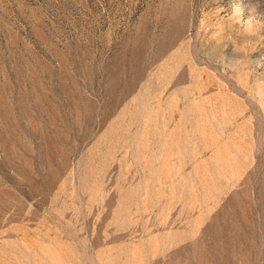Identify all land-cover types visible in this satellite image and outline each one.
Wrapping results in <instances>:
<instances>
[{
    "label": "rangeland",
    "instance_id": "obj_1",
    "mask_svg": "<svg viewBox=\"0 0 264 264\" xmlns=\"http://www.w3.org/2000/svg\"><path fill=\"white\" fill-rule=\"evenodd\" d=\"M234 2L0 0V264H264V24Z\"/></svg>",
    "mask_w": 264,
    "mask_h": 264
},
{
    "label": "clouds",
    "instance_id": "obj_2",
    "mask_svg": "<svg viewBox=\"0 0 264 264\" xmlns=\"http://www.w3.org/2000/svg\"><path fill=\"white\" fill-rule=\"evenodd\" d=\"M260 4L250 6L247 9V16H245V9L240 3V0H236L232 4V19L234 23L240 25L245 32L253 33L257 30L258 26L264 24V12L258 11ZM228 58H226V61ZM258 62L264 61V57H259ZM258 66H264V64L258 63Z\"/></svg>",
    "mask_w": 264,
    "mask_h": 264
}]
</instances>
